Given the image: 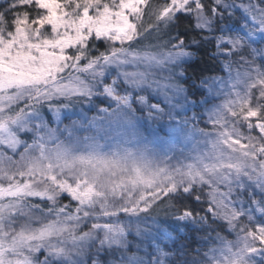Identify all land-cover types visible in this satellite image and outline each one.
I'll return each instance as SVG.
<instances>
[{"label": "snow or ice", "instance_id": "obj_1", "mask_svg": "<svg viewBox=\"0 0 264 264\" xmlns=\"http://www.w3.org/2000/svg\"><path fill=\"white\" fill-rule=\"evenodd\" d=\"M0 5V264H264V0Z\"/></svg>", "mask_w": 264, "mask_h": 264}, {"label": "trees", "instance_id": "obj_2", "mask_svg": "<svg viewBox=\"0 0 264 264\" xmlns=\"http://www.w3.org/2000/svg\"><path fill=\"white\" fill-rule=\"evenodd\" d=\"M0 7H3V5H0Z\"/></svg>", "mask_w": 264, "mask_h": 264}]
</instances>
